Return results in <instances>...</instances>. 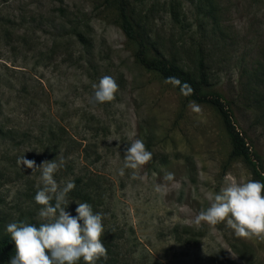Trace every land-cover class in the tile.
<instances>
[{
  "label": "rangeland",
  "instance_id": "374dc122",
  "mask_svg": "<svg viewBox=\"0 0 264 264\" xmlns=\"http://www.w3.org/2000/svg\"><path fill=\"white\" fill-rule=\"evenodd\" d=\"M128 2L151 56L195 76L202 51L208 90L236 102L233 121L264 171V0ZM134 52L105 0H0V231L41 222L40 171L18 163L24 156L55 161L58 186L74 181L66 211L87 202L101 214L106 256L96 264H264V237L193 222L226 181L253 179L230 157L220 114L185 100ZM105 75L118 88L96 104L92 85ZM129 139L152 154L137 169L124 167Z\"/></svg>",
  "mask_w": 264,
  "mask_h": 264
},
{
  "label": "clouds",
  "instance_id": "9594fccd",
  "mask_svg": "<svg viewBox=\"0 0 264 264\" xmlns=\"http://www.w3.org/2000/svg\"><path fill=\"white\" fill-rule=\"evenodd\" d=\"M117 88L111 76H102L92 85L91 100L96 104L110 102ZM126 142L124 167L137 169L151 159L152 154L141 139ZM18 163L30 169L39 168L40 185L33 200L42 206L38 211L41 222L33 224L21 220L5 225L4 231L15 248L8 264H78L81 260L84 264H96L99 258L105 257L101 214L93 212L87 202H75V215L66 211L70 203L66 197L74 189V181L68 180L58 186L54 179L58 165L53 160L34 166V161L23 156ZM163 179L171 182L174 174L167 172ZM154 191L162 193L163 186L155 185ZM208 199L209 206L197 213L195 224L215 225L226 221V226L237 237H264V182L228 180Z\"/></svg>",
  "mask_w": 264,
  "mask_h": 264
},
{
  "label": "trees",
  "instance_id": "16d2710c",
  "mask_svg": "<svg viewBox=\"0 0 264 264\" xmlns=\"http://www.w3.org/2000/svg\"><path fill=\"white\" fill-rule=\"evenodd\" d=\"M105 1L116 8L120 29L125 37L135 45L134 57L137 63L146 70L158 73L185 100L204 103L213 107L220 114L229 136L231 143L230 157L241 158L249 166L253 179L264 182V171L262 170L259 154L251 149V140L247 139L246 133L239 130L235 121H233L232 109L236 107V102L230 100L224 102L219 93L208 90V72L202 51L198 50L196 53L195 76L163 56H151L149 51L152 41L144 35L133 21L128 0ZM31 223L38 224L36 222ZM14 252V243L11 241L10 236L6 232L0 231V262L7 263Z\"/></svg>",
  "mask_w": 264,
  "mask_h": 264
}]
</instances>
